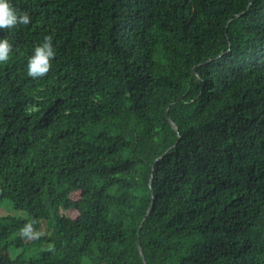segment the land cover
Instances as JSON below:
<instances>
[{
	"label": "trees",
	"instance_id": "obj_1",
	"mask_svg": "<svg viewBox=\"0 0 264 264\" xmlns=\"http://www.w3.org/2000/svg\"><path fill=\"white\" fill-rule=\"evenodd\" d=\"M9 3L0 264H264V0Z\"/></svg>",
	"mask_w": 264,
	"mask_h": 264
},
{
	"label": "clouds",
	"instance_id": "obj_2",
	"mask_svg": "<svg viewBox=\"0 0 264 264\" xmlns=\"http://www.w3.org/2000/svg\"><path fill=\"white\" fill-rule=\"evenodd\" d=\"M31 23V17L27 12L17 14L9 0H0V29H11L17 25L27 26ZM53 37L46 35L42 44L35 46L33 54L27 59V75L33 79L43 78L52 67V60L56 53L52 44ZM12 45L6 38L0 40V63H7L12 52ZM23 234L31 231V225H26Z\"/></svg>",
	"mask_w": 264,
	"mask_h": 264
},
{
	"label": "rangeland",
	"instance_id": "obj_3",
	"mask_svg": "<svg viewBox=\"0 0 264 264\" xmlns=\"http://www.w3.org/2000/svg\"><path fill=\"white\" fill-rule=\"evenodd\" d=\"M80 194L79 193H75L74 195H72V199L77 202L79 200ZM13 213L10 209L4 208L2 210H0V215L4 216L7 214H11ZM62 213L65 214L66 216L70 217V218H75L78 215L77 209H72L69 211H64L62 210ZM34 235L30 236V239L33 237Z\"/></svg>",
	"mask_w": 264,
	"mask_h": 264
},
{
	"label": "water",
	"instance_id": "obj_4",
	"mask_svg": "<svg viewBox=\"0 0 264 264\" xmlns=\"http://www.w3.org/2000/svg\"><path fill=\"white\" fill-rule=\"evenodd\" d=\"M169 121H170V123L172 124V126L175 128L174 122L171 120L170 117H169ZM149 210H150V208L148 209V211H149ZM138 248H139V251L141 252V255H142V250H141V248H140L139 245H138ZM142 259H143V263L146 264V263H145V260H144V258H143V255H142Z\"/></svg>",
	"mask_w": 264,
	"mask_h": 264
}]
</instances>
